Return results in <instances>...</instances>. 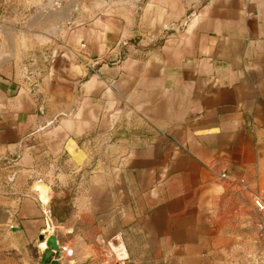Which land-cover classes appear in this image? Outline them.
I'll list each match as a JSON object with an SVG mask.
<instances>
[{"label":"crops","instance_id":"1","mask_svg":"<svg viewBox=\"0 0 264 264\" xmlns=\"http://www.w3.org/2000/svg\"><path fill=\"white\" fill-rule=\"evenodd\" d=\"M48 1L0 23V247L264 264V0Z\"/></svg>","mask_w":264,"mask_h":264},{"label":"rangeland","instance_id":"2","mask_svg":"<svg viewBox=\"0 0 264 264\" xmlns=\"http://www.w3.org/2000/svg\"><path fill=\"white\" fill-rule=\"evenodd\" d=\"M16 3L15 11L12 9H6L3 16L0 17V23L5 19L10 21H15L14 19H19L16 22H13L16 25H21L22 23V0H14ZM48 0H45V3H48ZM49 7H53L51 4H47ZM20 8V9H18ZM28 11V10H27ZM8 165L0 163V191L7 192L10 191V185L12 181L8 180L7 174L9 172ZM5 246L0 247V264H30L27 254H31V248L28 249V253L24 251L23 248L19 251L14 250H4Z\"/></svg>","mask_w":264,"mask_h":264},{"label":"water","instance_id":"3","mask_svg":"<svg viewBox=\"0 0 264 264\" xmlns=\"http://www.w3.org/2000/svg\"><path fill=\"white\" fill-rule=\"evenodd\" d=\"M40 244H43V249L40 251L39 264H46L55 254L60 252V247L57 243L56 237L49 231L44 230L37 238ZM54 264H59L54 263Z\"/></svg>","mask_w":264,"mask_h":264},{"label":"built area","instance_id":"4","mask_svg":"<svg viewBox=\"0 0 264 264\" xmlns=\"http://www.w3.org/2000/svg\"><path fill=\"white\" fill-rule=\"evenodd\" d=\"M220 177L225 179V178H227V175H226V173H222ZM253 202H254L255 208L259 212L264 214V201L262 199H260V198H255Z\"/></svg>","mask_w":264,"mask_h":264},{"label":"trees","instance_id":"5","mask_svg":"<svg viewBox=\"0 0 264 264\" xmlns=\"http://www.w3.org/2000/svg\"><path fill=\"white\" fill-rule=\"evenodd\" d=\"M31 254H32L33 259L38 261V259L40 258V254L36 247L31 248Z\"/></svg>","mask_w":264,"mask_h":264}]
</instances>
